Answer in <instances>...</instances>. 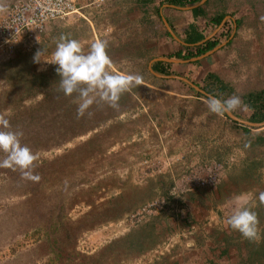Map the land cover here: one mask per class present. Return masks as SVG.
I'll list each match as a JSON object with an SVG mask.
<instances>
[{
	"label": "rangeland",
	"instance_id": "374dc122",
	"mask_svg": "<svg viewBox=\"0 0 264 264\" xmlns=\"http://www.w3.org/2000/svg\"><path fill=\"white\" fill-rule=\"evenodd\" d=\"M15 1L0 0V14ZM110 2L92 23L54 21L37 49L0 57V115L37 156L28 169L0 167V264H264V144H252L264 125L247 123L252 109L237 83L218 97L240 98L233 120L185 81L147 77L151 56L122 62L127 38L110 35ZM220 3L264 44V0ZM223 27L221 36L234 32ZM61 36L85 53L106 40L108 70L142 74L140 86L118 107L97 100L81 117L78 101L39 107L44 94L28 79L51 69ZM201 56L183 59L192 68L179 75L206 91L211 80L195 71ZM215 164L223 166L216 184L201 185ZM240 207L256 212L258 239L228 226Z\"/></svg>",
	"mask_w": 264,
	"mask_h": 264
},
{
	"label": "crops",
	"instance_id": "0c3cea01",
	"mask_svg": "<svg viewBox=\"0 0 264 264\" xmlns=\"http://www.w3.org/2000/svg\"><path fill=\"white\" fill-rule=\"evenodd\" d=\"M110 1V35L115 38L116 34H123L127 38L124 44L127 50L121 60L145 62L147 56H151L145 70L147 77H174L177 78V84L182 80L192 85L189 79L179 75L183 74L181 71L191 70L192 67L185 66L184 60L174 55L178 51L184 53L187 49L214 40L217 45L200 54L201 65L195 71L201 72L203 79L213 74L230 88L237 83V92L243 96L264 91V44L256 38V31L243 30L245 26L240 25L242 21L226 12L220 3L224 0H201L185 4H175L170 0ZM221 16L223 19L220 22L214 20ZM223 25L233 27L234 32L221 36ZM193 40L195 42H190ZM238 60H242L240 65L244 70L237 67ZM163 68L166 73L160 75L158 70ZM139 77L142 82L144 76L140 74Z\"/></svg>",
	"mask_w": 264,
	"mask_h": 264
},
{
	"label": "clouds",
	"instance_id": "9594fccd",
	"mask_svg": "<svg viewBox=\"0 0 264 264\" xmlns=\"http://www.w3.org/2000/svg\"><path fill=\"white\" fill-rule=\"evenodd\" d=\"M107 41L98 40L85 53L81 43L75 39L61 36L52 54V64L56 65V73L60 77V89L66 96L77 94V117L84 116L88 109L100 100L109 107H118L122 93L128 91L133 84H139L141 78L127 73H112L108 70L110 58L106 52ZM39 52L36 53L38 55ZM208 107L213 112L232 110L241 104L238 96H232L225 101L215 97L209 98ZM91 115V113H88ZM251 122V121H250ZM9 120L0 115V152L6 153L0 160V167H19L28 169L37 159L35 153L26 145H22L21 131H12ZM25 175H28L25 172ZM38 179V177H31ZM264 204V192L258 197ZM228 226L238 231L244 238L255 240L259 238V220L250 207H240L227 218Z\"/></svg>",
	"mask_w": 264,
	"mask_h": 264
},
{
	"label": "built area",
	"instance_id": "2783aa9c",
	"mask_svg": "<svg viewBox=\"0 0 264 264\" xmlns=\"http://www.w3.org/2000/svg\"><path fill=\"white\" fill-rule=\"evenodd\" d=\"M110 0H16L0 14V57L11 58L18 51L38 48L48 26L57 20L84 18L92 23L95 13L104 11ZM90 17V18H88ZM222 165L207 166L201 185H215ZM216 170V172H215Z\"/></svg>",
	"mask_w": 264,
	"mask_h": 264
},
{
	"label": "trees",
	"instance_id": "16d2710c",
	"mask_svg": "<svg viewBox=\"0 0 264 264\" xmlns=\"http://www.w3.org/2000/svg\"><path fill=\"white\" fill-rule=\"evenodd\" d=\"M172 3L175 4H185V3H195L201 0H170ZM223 16L215 18V21H221ZM195 42V40L190 41ZM217 45V41H208L205 45H200L196 47V51L192 52L191 50L188 53H183L182 51H178L175 53L174 57L182 58V59H189L194 56H199L200 54L205 53L206 51L212 49L214 46ZM56 65H53L51 69L44 71V72H33L31 73L28 82L30 83L31 88H35L37 91L43 93L44 97L42 101L38 104L39 107L44 108L45 106H49L55 110L61 108L62 105L66 104V99L71 101V104H66L68 108L76 107L77 94L73 93L71 96H66L60 89V77L57 75ZM158 72L165 74L166 70L160 69ZM207 78L211 80L212 85L210 84L208 87H205L206 91L214 94L215 96L222 99V94L231 91V88L228 85H225L220 81L218 77L213 74H208ZM135 87L140 86V84H133ZM136 90V88H135ZM216 90V91H215ZM130 93L128 91L121 94L119 102H124L128 100ZM203 96V95H202ZM205 97V96H204ZM207 97V96H206ZM208 98V97H207ZM50 99V100H49ZM65 100V101H64ZM224 101V100H222ZM68 102V101H67ZM244 102L248 104L250 109H253V113L249 118L251 122H263L264 121V91L249 93L248 95L244 96ZM225 113V111H221ZM242 128L244 132L248 135H251V128L249 126H243ZM252 144L254 145H261L264 144V135L257 134L255 135V142Z\"/></svg>",
	"mask_w": 264,
	"mask_h": 264
},
{
	"label": "water",
	"instance_id": "95a60500",
	"mask_svg": "<svg viewBox=\"0 0 264 264\" xmlns=\"http://www.w3.org/2000/svg\"><path fill=\"white\" fill-rule=\"evenodd\" d=\"M188 81V80H186ZM194 87H196L199 91H201L203 94H205L208 98H211V97H215L217 99H219L218 97H216L215 95L213 94H210L208 92H206L205 90H202L200 89L197 85H195L194 83L190 82ZM220 100V99H219ZM228 115H230V117L233 119V120H239L238 117L231 111V110H224ZM247 123H250L252 125H255V126H262L264 125V122L263 123H259V122H250L248 121Z\"/></svg>",
	"mask_w": 264,
	"mask_h": 264
}]
</instances>
